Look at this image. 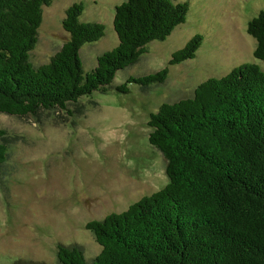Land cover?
<instances>
[{
  "label": "trees",
  "instance_id": "trees-1",
  "mask_svg": "<svg viewBox=\"0 0 264 264\" xmlns=\"http://www.w3.org/2000/svg\"><path fill=\"white\" fill-rule=\"evenodd\" d=\"M52 0H0V112L18 116L66 109L95 90L107 92L118 70L136 62L154 39L187 18L183 0H123L116 5L119 43L86 72L80 49L104 36L106 25L82 21V2L66 9L69 37L47 62L35 65L43 8ZM254 55L264 61V9L248 22ZM192 36L172 56H196ZM167 68L131 75L143 90L167 78ZM149 141L166 159L169 181L121 212L92 219L101 251L88 259L79 245H59L60 264H264V69L243 62L200 82L192 96L163 102L149 119ZM0 127V164L9 156ZM23 263L21 260L16 264Z\"/></svg>",
  "mask_w": 264,
  "mask_h": 264
},
{
  "label": "rangeland",
  "instance_id": "rangeland-1",
  "mask_svg": "<svg viewBox=\"0 0 264 264\" xmlns=\"http://www.w3.org/2000/svg\"><path fill=\"white\" fill-rule=\"evenodd\" d=\"M123 0H52L43 8L38 41L30 59L40 65L61 48L69 33L66 9L82 2V21L106 25L104 36L80 49L85 73L99 54L119 43L116 5ZM189 1L184 22L165 39H154L138 60L117 71L107 92L95 90L66 109L18 116L0 112L8 131L9 156L0 164V264H60L59 245H79L92 259L101 251L86 223L121 212L169 181L166 159L149 141V119L163 102L192 96L209 77H221L254 55L248 22L264 0ZM195 34L203 41L196 56L178 63L172 54ZM167 68V78L143 90L131 76Z\"/></svg>",
  "mask_w": 264,
  "mask_h": 264
}]
</instances>
